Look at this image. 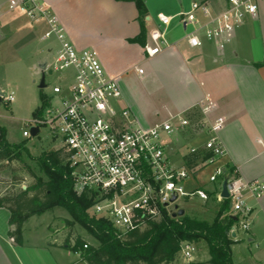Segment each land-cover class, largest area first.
<instances>
[{
  "label": "built area",
  "instance_id": "2783aa9c",
  "mask_svg": "<svg viewBox=\"0 0 264 264\" xmlns=\"http://www.w3.org/2000/svg\"><path fill=\"white\" fill-rule=\"evenodd\" d=\"M2 5L32 23L44 25L41 39L52 40L56 45L51 61L44 58L45 67L72 71L71 82L52 87V95L47 96L46 103L27 120L29 130L22 134L29 136L34 127L38 133L45 126L55 138H60L62 143L57 149L63 148L68 153L65 163L71 170L74 191L93 198L88 209L91 215L107 220L118 237L125 240L129 233L141 230L149 221L160 220L164 213L173 217V213L182 209L175 204L179 197L208 200L210 192L207 189L186 190L183 182L189 173L213 164L225 154L217 135L224 117L211 121L207 116L210 104L200 102L197 108L202 118L195 124H191L182 112L150 126L139 124L129 108L120 106L119 85L115 78L105 73L96 51L76 48L44 0H0ZM262 8L264 0H227L220 10L201 0L191 2L189 9L176 17L183 26H191L184 36L190 47H199L206 40L222 50L245 19L257 18ZM157 17L162 28L150 32L152 43L144 46L149 57L168 45L165 29L174 18L161 13ZM51 50V47L47 49L49 53ZM135 70L139 74L143 72L142 68ZM5 100L13 101V95L8 94ZM190 125L201 126L209 137L201 145L191 146L189 152L202 147L210 155L194 166H188L182 156L183 166L178 168L170 163L165 150L175 134ZM218 179L216 199L219 202L227 200V214L234 219L228 234L248 231L253 211L250 200L257 201L264 194V181L246 180L234 167L224 165L216 166L209 175L210 182ZM224 179L226 198L221 197ZM170 205H174L173 208ZM194 249L193 243L183 242L178 252L189 260Z\"/></svg>",
  "mask_w": 264,
  "mask_h": 264
},
{
  "label": "crops",
  "instance_id": "0c3cea01",
  "mask_svg": "<svg viewBox=\"0 0 264 264\" xmlns=\"http://www.w3.org/2000/svg\"><path fill=\"white\" fill-rule=\"evenodd\" d=\"M206 1L215 10H220L227 4V0ZM8 12L10 11L4 5L0 6V17ZM143 22L145 35L143 42L137 43L143 50L144 57L141 62H146L148 68H143L139 62L132 66H112L104 60L105 73L115 78L119 85L120 106L129 108L139 124L150 126L172 114L184 113L197 107L200 102L210 104L208 118L211 121L219 116L225 119L217 131L225 154L211 164L213 168L218 165L234 167L246 180L264 181V65L255 66V63L264 60V8L260 10L257 18L247 17L222 50L210 41H203L199 47H190L184 36L191 26L185 27L179 22L180 31H169L168 40L166 33L171 23L165 29L168 45L162 46L158 54L149 57L144 46L152 43L150 32L162 26L158 17L156 23L151 22L148 13ZM38 26L39 30L36 32L42 33L44 25L38 23ZM134 36L125 39L130 42L128 39ZM132 67L143 69L141 74L136 73L138 75L135 76L140 83L153 89L154 94L159 97L160 106L148 104L147 111L139 109V102L130 90L133 78L128 77V72ZM169 145L170 143L166 147V153ZM205 189L210 192L208 199L218 203L215 196L217 186ZM250 204L253 206L250 229L230 235L234 241L231 244L234 264H264V194L257 201L250 200ZM9 216L10 211L0 207V264H88L79 252L69 249L66 243L49 240V237L43 241L27 240L24 229L22 243L18 244L8 234L12 228L8 222ZM243 242L246 243L249 253L238 254L236 258L234 247ZM194 246L196 259L190 258L188 263L209 264L206 243L200 241L194 243Z\"/></svg>",
  "mask_w": 264,
  "mask_h": 264
},
{
  "label": "rangeland",
  "instance_id": "374dc122",
  "mask_svg": "<svg viewBox=\"0 0 264 264\" xmlns=\"http://www.w3.org/2000/svg\"><path fill=\"white\" fill-rule=\"evenodd\" d=\"M150 16L151 22H157V14L175 16L169 31H180L178 13L187 11L194 0H143ZM44 2L58 16L64 27L66 36L78 49L91 48L104 67V60L109 65L125 64L132 66L139 62L143 68H148L146 62H141L144 57L139 43H130L125 38L136 35L139 31L138 13L132 2L116 0H44ZM162 28V27H161ZM38 23H32L15 12H8L0 17V91L3 93L0 100V125L5 128L6 139L9 143H24L25 149L31 156L24 155V162L28 164L35 175L46 180L44 172L39 168L35 158L43 151H51L60 147L62 141L55 138L47 127H41L37 134L23 136L24 130H29L26 125L37 109L41 106L39 95H52L55 84H67L72 80L71 70L56 71L51 66L40 68V64L47 57L50 62L54 54L55 42L42 40ZM210 43L204 40V43ZM51 47L49 53L47 49ZM139 60V61H138ZM132 77L130 90L135 100H138L139 109L147 111L148 104L160 106L157 97L150 86L140 83L135 75V68L128 72ZM69 78H66L68 77ZM44 78V87H39L41 78ZM146 86V87H145ZM129 87V85H128ZM133 89V90H132ZM8 94L13 95V101L5 100ZM141 102V104H140ZM147 103V104H146ZM209 135L202 131L201 126H186L175 134L169 143L167 155L170 163L175 167H182V156L191 146L201 145ZM33 156V157H32ZM5 163V164H4ZM5 165L0 170V195L7 191L17 192L34 182L33 177L27 172L25 165L17 160ZM214 171L213 165L200 166L194 173H189L183 185L186 190L193 188H211L219 186L220 180L209 181V175ZM14 177L17 180H14ZM14 182V183H13ZM203 203V204H202ZM216 201L200 200L197 197H179L175 204L185 210V214L197 219L211 222L215 217ZM174 205H170L173 208ZM179 217V216H178ZM72 221L71 215L61 206H54L42 213L32 214L22 224V231L27 240H58L73 243L81 237L90 245H98L81 225ZM11 229H14L12 226ZM195 248V246H194ZM204 250V249H203ZM205 251V250H204ZM246 243L234 247V256L248 254ZM195 249L191 252V259H196ZM200 255V254H199ZM187 260L181 252H177L172 264H186Z\"/></svg>",
  "mask_w": 264,
  "mask_h": 264
},
{
  "label": "trees",
  "instance_id": "16d2710c",
  "mask_svg": "<svg viewBox=\"0 0 264 264\" xmlns=\"http://www.w3.org/2000/svg\"><path fill=\"white\" fill-rule=\"evenodd\" d=\"M132 2L137 9L140 30L137 35L129 38L130 42H143L145 28L143 19L147 8L143 0H116ZM264 65V60L255 66ZM41 105L46 103L47 96L39 95ZM38 110V109H37ZM191 124L197 123L202 115L197 107L184 112ZM31 156L26 151L24 143L12 144L6 139L5 128L0 125V162L9 163L12 160L22 162L34 182L17 192L7 191L0 195V207L10 211L8 234L15 242L21 244L22 224L32 214L42 213L54 206L65 208L73 221L81 225L98 245H90L81 237L71 244L65 241L67 247L79 252L88 264H169L175 260L181 243H198L204 241L208 248L209 264H234L231 258L233 239L228 234L234 219L227 214L228 203L224 199L216 203L215 217L211 222L183 214L173 218L164 213L158 221H149L141 230L136 229L120 239L111 224L88 211L93 198L87 193L78 195L73 189L71 170L65 163L68 153L63 149L43 151L35 158L37 165L44 172L46 180L37 176L30 166L24 162L23 156ZM210 153L202 147L194 152L183 155V161L188 166L203 162ZM5 164V163H4ZM5 165H0V170ZM230 168V166H229ZM14 180H17L14 177ZM14 183V182H13ZM86 244V247L84 245ZM200 264V263H188Z\"/></svg>",
  "mask_w": 264,
  "mask_h": 264
},
{
  "label": "water",
  "instance_id": "95a60500",
  "mask_svg": "<svg viewBox=\"0 0 264 264\" xmlns=\"http://www.w3.org/2000/svg\"><path fill=\"white\" fill-rule=\"evenodd\" d=\"M40 68L41 69H44L45 68V62L43 61L40 65ZM45 86V83H44V78L42 77L41 78V81L39 83V87H44ZM3 93L0 91V100H1V97H2ZM31 134L32 135H35L37 133V128H31L30 130ZM221 197L223 198H226L228 197V192L226 190V179L223 180L222 182V185H221ZM175 200V196L171 198V202ZM184 214V210L183 209H179L176 213H173L172 216L175 217V216H181Z\"/></svg>",
  "mask_w": 264,
  "mask_h": 264
}]
</instances>
